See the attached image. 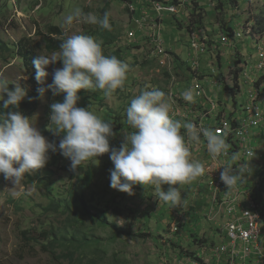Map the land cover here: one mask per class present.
Wrapping results in <instances>:
<instances>
[{
    "label": "rangeland",
    "instance_id": "obj_1",
    "mask_svg": "<svg viewBox=\"0 0 264 264\" xmlns=\"http://www.w3.org/2000/svg\"><path fill=\"white\" fill-rule=\"evenodd\" d=\"M123 1L0 0V46L8 45L15 50L22 40L33 39L40 47V55L50 56L45 48L46 35L48 27L54 25L63 31L64 39L73 34L92 36L101 43L106 56H116L129 65L124 86L117 89L112 96L106 97L101 90L96 89L87 90L82 98L80 91L78 92L80 100L77 107L89 108L103 120L112 123L114 135L109 138L110 149H119L125 135L133 131L126 123V108L131 99L142 90L155 88L165 92L166 96L173 93L183 98L182 93L191 89L194 101H202L195 96L192 79L187 75L194 56H191L186 28H178L173 19L163 22L162 39L165 49L176 55L179 58L177 60L174 55L154 58L148 43L144 41L145 31L137 37L140 40L126 47V33L133 23L131 24V15L125 9ZM139 1L131 0L137 7ZM212 1L216 7L218 3ZM207 3L209 1L203 0L204 5L208 6ZM221 5L224 11H218V21L224 19L228 27L235 33L242 34V37L230 39L231 47L222 46L201 55L199 70L201 74L214 75L212 84L201 80L200 83L210 98L221 103L217 109H225L229 116L235 109L240 113L248 94L255 90L249 80L259 82L264 76V72L255 68L258 64L257 42L245 33L248 28V31L253 28L254 38L264 44V35L259 31L264 26V0H221ZM77 8L98 18H102L105 12L109 13L111 30L75 21L68 26L65 17L73 14ZM209 8L206 7L203 27L210 31L212 37L218 38L221 30L216 12ZM176 18L185 26L193 19L190 15H178ZM204 31L205 29L201 30L202 34L212 41ZM256 33L259 35H255ZM106 35L111 36L113 45H104ZM12 53L8 55L0 52V78L10 83L9 90L14 88L13 83L25 87L28 80L21 62ZM217 54H220V60ZM241 59H245L242 66ZM236 60L239 69L243 70L239 75L240 92L234 98L232 93L226 91L225 86H234L231 76L238 70ZM60 67L61 61L46 67L49 75L44 81L45 88L52 82L53 69ZM228 77H231V81L224 84L223 78ZM262 84L264 80H261L260 85ZM63 97L53 95L51 90H47L31 119L45 138V130L54 127L49 120L50 105L62 102ZM180 105H184L183 101ZM254 147L264 153V139L258 140ZM82 167L83 171L77 174L79 167L76 171L70 170V160L66 158L57 167L51 166L48 169L45 165L36 172L25 174L21 183L16 186L0 174V264H189L188 257L192 259L191 253L204 255L207 252L204 253L203 246L209 248L212 243H220V233L216 228H221L217 226V222L216 225L209 224L201 216L194 215V212H198L197 207L188 203L187 191L191 183L179 187L182 206L172 208L159 200L154 186L136 185L131 195L111 188L109 170L114 166L108 153L83 162ZM45 172H51L52 175L47 176ZM86 173H91L93 179L89 189L82 182ZM259 176L260 180L264 179V159L260 160L257 156L250 163L249 173L244 174L243 183L248 190L258 184ZM35 177H40L43 182L38 183ZM161 187L163 191H167L169 185L164 184ZM72 194L79 197L84 195L83 201L95 218L84 217L74 221V216L70 213L64 214L65 211H61L56 214L48 210L54 197L59 196L69 202ZM261 203L264 206V192ZM76 207L77 205L73 209ZM176 212L179 213L180 228L178 227V232L171 233L170 225ZM99 217H106L107 224H102ZM42 230L68 232L71 237L78 234L88 244L93 245H88L84 254L78 253L74 261L58 259L42 248V245H46L47 238L40 236ZM194 234L195 237H192ZM195 239L199 240L198 243H194ZM62 252L61 250L59 254L62 255ZM209 260L208 256L207 261Z\"/></svg>",
    "mask_w": 264,
    "mask_h": 264
},
{
    "label": "clouds",
    "instance_id": "obj_2",
    "mask_svg": "<svg viewBox=\"0 0 264 264\" xmlns=\"http://www.w3.org/2000/svg\"><path fill=\"white\" fill-rule=\"evenodd\" d=\"M207 1H209L207 3L209 7H215L214 3L211 2L212 0ZM151 2L159 3L165 7L174 6L178 10L176 13L164 12L158 19L157 23L160 26L161 37L164 20L173 19L178 25L176 18L178 15L191 16L192 4L194 2L203 4V0H190L189 3L184 5H182V0H140L137 7L131 0H124V7L130 13L131 24L133 23L130 30L133 29L134 20L141 16L142 11L153 12ZM208 6L207 8H209ZM74 21L76 23L99 25L103 29L111 30L109 13L107 12L103 14L102 18H98L96 15L84 13L82 9L77 8L73 14L65 17V23L68 26H71ZM187 26L182 25V28ZM203 29L205 28L202 27L197 30L193 28L192 32L188 33L189 40L191 33L196 32L198 36L202 37H199L200 39H206V53L222 47L221 43L217 44L214 39L210 41L207 36H204L201 32ZM248 29L245 30V33L256 40L257 46L258 44L264 45L261 40L254 38L253 28H250V31ZM141 32H136L133 41L126 40V47L130 43L140 40L137 37ZM204 33L209 35L205 31ZM235 34L234 32L231 38H236ZM144 41L148 43L146 32ZM18 44L15 50L11 49L15 54ZM149 49L152 53L150 46ZM165 51L166 56H156L153 53L152 55L154 58H166L174 55L171 51L166 49ZM191 56H194L193 53H191ZM244 60L241 59V66ZM57 61L62 62V67L53 69L52 82L47 84L46 88L38 87L36 91L41 98L47 90H51L53 95L64 94L62 102H55L50 105L49 120L54 128L49 131L57 135L62 134L58 149L63 157L70 160V170L76 171L83 162L108 153L114 166L109 170L111 188L131 195L133 187L136 185L154 186L153 189L158 193L159 200L172 208H178L182 206V194L178 186L187 183H191L192 186L194 180L205 174L204 166L191 160L189 143H199L201 136H203L207 151L213 159L228 154L229 144L224 136L217 134L215 129L185 123L183 128L186 134H181V123L170 115L172 98L166 96L165 92L155 88L142 90L139 95L131 99L129 106L126 108V123L133 131L125 135L124 142L119 149H110L109 138L114 135L112 123L103 120L90 111L89 108L77 107V102L80 100L78 92L80 90L98 89L106 97L112 96L117 89L124 86L129 65L116 56H106L103 53L101 43L92 36L73 34L62 40L59 45V52H53L50 56L37 55L33 58L32 63L36 70L35 80L38 84H43L45 78L49 75L45 70L46 67L50 64L54 65ZM199 68L197 70L191 66L187 74L192 79L193 87L196 75H200L202 78L210 75L201 74ZM237 68L239 69V67ZM240 72H238V78ZM231 77H228L227 81H231ZM218 83L221 84L220 81ZM9 84L6 79L0 78V101H3L1 103H3L5 109L10 106L19 107L20 102L25 100L27 94L26 89L21 87L19 83H13L14 88L12 90H9ZM182 96L185 102L195 104L201 102L194 101V94L191 89L183 92ZM262 138L264 139L263 136ZM50 150L52 152L57 151V145L47 140L29 117L18 111H9L6 118L0 117V174H3L4 179L10 181L14 186L21 183L25 174H31L45 167L49 160L48 153ZM249 156H252V153H249ZM239 159V153H231L233 164ZM248 171L247 163L239 164L235 171L232 165L223 166L219 178L228 190H234L238 184L244 182V174ZM164 184L169 185L167 191L162 190L161 186ZM174 185L176 187H173ZM190 188L187 191L188 203L195 205L198 210V212H194V215H199L207 223L216 225V222L206 220L203 205H199L191 199ZM13 195H19V193H13ZM178 214L176 212L175 219L170 225L171 233L178 232V227L180 228ZM174 223L176 231L172 230ZM217 226L221 228L219 230L216 228V230L221 233L219 236L222 241L215 247L206 248L203 246L204 253L207 252L204 255L191 254L192 259L187 256L189 264L193 261H198L201 264L215 263L212 250L228 241L225 238L222 224L217 222ZM208 254H210L209 261H207ZM255 260L256 256L252 255L246 259L245 264L264 262V259L258 263ZM220 264L223 263L220 262Z\"/></svg>",
    "mask_w": 264,
    "mask_h": 264
},
{
    "label": "built area",
    "instance_id": "obj_3",
    "mask_svg": "<svg viewBox=\"0 0 264 264\" xmlns=\"http://www.w3.org/2000/svg\"><path fill=\"white\" fill-rule=\"evenodd\" d=\"M189 2L190 0H182V5ZM151 5L153 12L142 11L141 16L134 20V27L128 32L126 40L133 41L137 31H145L152 53L156 56H166L157 21L164 12L176 13L178 10L174 6L165 7L156 2H151ZM199 37L202 38L193 32L189 40V48L194 55L192 66L197 70L200 65L199 57L207 51L206 39ZM235 37L240 39L242 34L236 33ZM221 42V46L231 47L230 38L227 35H221ZM257 49L258 64L255 68L264 72V45L258 44ZM245 76H247L246 72ZM213 78V74L203 78L200 75L195 76V96L202 99L196 106H193L195 103L185 102L180 96L169 94L168 96L172 98L170 115L181 123V134H186L183 128L185 123H193L197 127L215 129L217 134L224 136L230 146L228 154L213 159L207 151L203 136L199 143H189L191 160L201 163L205 168L204 176L197 178L194 184L190 185V197L197 204L203 205L207 221L222 224L225 238L228 240L212 250L214 264H220V262L245 264L246 259L252 255L256 256V263H258L264 259V228L261 224L264 207L256 199L254 192L251 189L248 190L244 183L238 184L234 190H228L219 176L223 166L232 165L235 171L239 164L247 163L250 171V163L257 156L260 160L264 159V153L254 147L255 142L264 137V84L257 86L258 81L249 80L253 83L255 90L248 94L240 113L235 109L228 116L225 110L217 109L220 102L210 98L200 83L201 80L212 84ZM203 97H205L204 100ZM181 101L184 103L183 106L180 105ZM233 152L239 153L240 157L235 164L231 160ZM249 153H252V156H249ZM172 230L176 231L175 223L172 225ZM191 264L201 263L193 261Z\"/></svg>",
    "mask_w": 264,
    "mask_h": 264
},
{
    "label": "trees",
    "instance_id": "obj_4",
    "mask_svg": "<svg viewBox=\"0 0 264 264\" xmlns=\"http://www.w3.org/2000/svg\"><path fill=\"white\" fill-rule=\"evenodd\" d=\"M213 2V1H211ZM218 5L215 7V12H216V17H217V22L221 27V32L218 38H214L211 36V33L206 30V33L210 34L212 39H214V42L217 44L222 43L221 42V35H227L231 38L233 36L234 31L232 28L228 27V23L222 19L221 21H218L219 15H217L218 11H224L223 7L221 5V0H215ZM234 6V4L232 3ZM206 4L203 5L201 2H194L191 6V17L193 19H190V25L186 27V30L189 32H192L193 28L200 29L203 27V22L206 17ZM179 27L182 29V25L180 22H178ZM193 25V26H191ZM191 26V27H190ZM205 28V26H204ZM49 31L48 34L46 35V43H45V48L47 50V53L52 54L53 52H58L59 51V45L64 40V33L61 29L58 27L54 26H49L48 27ZM207 29V28H205ZM256 29V28H255ZM259 31L262 35H264V26L259 28ZM257 34V33H256ZM259 35V34H257ZM57 37V39H55ZM111 36L106 35V38L104 40V45H113L114 42L113 40L110 39ZM232 39V38H231ZM213 51V50H210ZM221 51V50H220ZM0 52L3 54H11L13 51L10 49L8 45H1L0 46ZM13 54V53H12ZM37 55H40V47L39 45H36V42L32 39H24L22 40L18 46H17V52H16V57L19 58L20 62L22 63L23 70L27 74L28 81L26 82L25 89H26V96L25 100L21 101L19 104V107H13L10 106L8 109L3 108V103H0V117H7V113L9 111L13 112H20L24 116L29 117L32 119L34 115L36 114L41 101L43 97H39L36 89L38 87H44L43 84H38L37 81L35 80V68L33 66L32 60L34 57ZM176 60L179 59L176 55H174ZM217 58L220 60V54H217ZM239 58V57H238ZM237 64V60H236ZM237 67L239 65L237 64ZM241 69H238V71L235 72L234 77H233V87L225 86L226 91L229 93H232L233 97L237 95V93L240 92V87H239V78H238V72H240ZM264 80V76H262V79ZM261 80L257 83V86L260 85ZM223 83H227V79L223 78ZM87 90H80L79 95L82 96V98L86 95ZM58 96H64L63 93L59 94ZM198 104H194L193 106H196ZM52 127L51 129H53ZM45 136L48 138L50 142H54L57 145V151L52 152L51 150L49 151V160L46 164L48 169L51 168V166H58L61 164L66 158L63 157L58 149V144L60 139L62 138V134L57 135L52 131L45 130ZM83 164V163H82ZM79 167V172L77 174H80L83 171V167ZM45 175L51 176V172H45ZM261 176H259L260 178ZM51 178V177H50ZM38 183H42L43 181L41 180L40 177H35L34 178ZM260 180V179H259ZM92 175L91 173H86L85 178L82 180L83 183L86 185V189H89L92 185ZM251 190L254 192L256 199H258L259 202L262 201V195L264 192V179L258 181V184L255 185V187L251 188ZM84 195H80V197L77 194H72L70 196V201L68 202L66 199L64 200L63 198L57 196L52 199L50 206L48 207L49 211L55 212L56 214H59L61 211H65L64 214H72L73 220H81V218L87 217V218H95L94 216L91 215V210L89 209L87 203L83 201ZM201 205L200 203H198ZM77 205L76 209L74 210L73 207ZM82 209V210H81ZM100 222L104 225L107 224V219L106 217L104 218H98ZM261 224L264 228V212L262 213L261 216ZM40 236L47 237L46 238V245H42V248L44 250H47L48 253L53 255L54 257L59 258H64L68 260L74 261L76 258V255L78 253L84 254L86 252L88 245H93V244H88L86 239L81 238L78 234L73 235L72 237L69 235L68 232L66 233H56L54 231H45L42 230L40 233ZM192 237H195L194 235H191ZM197 236V235H196ZM205 240V239H204ZM198 239H195L194 243H198ZM206 241V240H205ZM50 242V243H49ZM212 247H215L216 244H211ZM62 252V255L59 254L60 251ZM185 251V250H184ZM188 253L187 251H185ZM184 252V253H185ZM193 255V253H191ZM260 264H264V262H261Z\"/></svg>",
    "mask_w": 264,
    "mask_h": 264
},
{
    "label": "crops",
    "instance_id": "obj_5",
    "mask_svg": "<svg viewBox=\"0 0 264 264\" xmlns=\"http://www.w3.org/2000/svg\"><path fill=\"white\" fill-rule=\"evenodd\" d=\"M209 31L208 29H205V31ZM210 32V31H209ZM209 36H210V34H209ZM210 38H211V36H210ZM212 39V38H211ZM186 105V104H185ZM219 235H221V233L219 234ZM219 238H220V242L222 241V238L219 236ZM207 256H209L210 257V254H208Z\"/></svg>",
    "mask_w": 264,
    "mask_h": 264
}]
</instances>
